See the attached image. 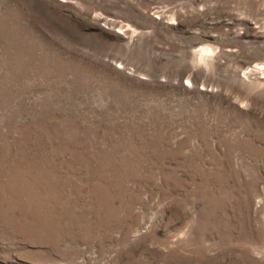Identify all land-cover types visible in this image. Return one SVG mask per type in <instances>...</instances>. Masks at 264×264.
Listing matches in <instances>:
<instances>
[{"label": "rangeland", "instance_id": "rangeland-1", "mask_svg": "<svg viewBox=\"0 0 264 264\" xmlns=\"http://www.w3.org/2000/svg\"><path fill=\"white\" fill-rule=\"evenodd\" d=\"M0 264H264V0H0Z\"/></svg>", "mask_w": 264, "mask_h": 264}]
</instances>
